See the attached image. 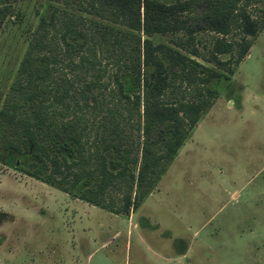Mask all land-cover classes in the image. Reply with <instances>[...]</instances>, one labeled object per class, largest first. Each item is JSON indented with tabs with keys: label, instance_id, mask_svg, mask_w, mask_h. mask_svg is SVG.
<instances>
[{
	"label": "rangeland",
	"instance_id": "rangeland-1",
	"mask_svg": "<svg viewBox=\"0 0 264 264\" xmlns=\"http://www.w3.org/2000/svg\"><path fill=\"white\" fill-rule=\"evenodd\" d=\"M11 5L0 28V107L40 17L53 12L51 32L78 24L91 45L75 69L59 63L71 91L93 106L98 118L106 114L105 106L130 114L133 125L128 122L124 133L132 150L138 140L153 139L134 128L140 112L127 110L115 78L124 81L131 96L141 84L129 64H139L141 76L154 64L143 63V48L130 59L123 50L118 65L112 62L114 48L131 51L137 38L143 47L147 35L89 0H15ZM249 10L255 18L264 17V0L252 2ZM221 35L178 30L148 36L170 49L161 101H196L195 92L182 93L210 79L202 96L208 105L137 208L113 212L72 197L16 164H28L31 156L4 151L0 264H264V27L248 36L251 45L237 63L234 50H216ZM191 60L197 64L190 66Z\"/></svg>",
	"mask_w": 264,
	"mask_h": 264
},
{
	"label": "trees",
	"instance_id": "trees-1",
	"mask_svg": "<svg viewBox=\"0 0 264 264\" xmlns=\"http://www.w3.org/2000/svg\"><path fill=\"white\" fill-rule=\"evenodd\" d=\"M14 1L0 0V28L13 11ZM254 1L257 0H89L91 5L107 9L117 21L147 35L143 47L137 38L131 51L119 45L113 50L117 55H112V62L118 65L123 50L130 59L131 53L136 55L143 48V63L154 64L153 70L141 76L140 65L131 59L129 66L141 84L131 96L124 92V81L115 78L118 90L129 103L125 105L127 110L134 107L140 112L141 121L134 128L153 137L138 140L135 150L124 133L127 123L133 122L131 115L122 113L117 106H105L104 117H96L93 106L78 99L71 91L70 78L64 70L60 72V62L62 68L70 69L82 64L85 49L91 48L87 33L78 24L60 34L51 32L54 13L49 18L41 16L0 107V160L5 150L31 156L28 164H16L25 173L72 197L113 212L137 208L208 105L202 96L205 82L210 79L194 82L182 93L190 96L195 92L196 101H161L159 95L166 84L163 66L170 61V49L161 43L153 44L148 36L178 30H212L222 34L216 37V50H234L237 63L251 45L248 36H255L264 27V17L255 18L249 10ZM228 33L239 37L224 39ZM107 48L112 51L113 47ZM88 52L94 53L92 49ZM74 55L79 59L75 60ZM196 64L191 60L190 66ZM180 73L186 75L183 69Z\"/></svg>",
	"mask_w": 264,
	"mask_h": 264
}]
</instances>
